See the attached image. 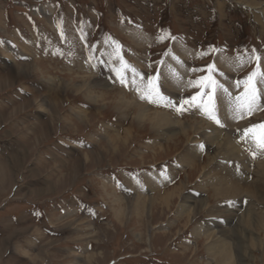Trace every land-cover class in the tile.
I'll list each match as a JSON object with an SVG mask.
<instances>
[{
    "label": "rangeland",
    "instance_id": "1",
    "mask_svg": "<svg viewBox=\"0 0 264 264\" xmlns=\"http://www.w3.org/2000/svg\"><path fill=\"white\" fill-rule=\"evenodd\" d=\"M116 46L141 74L163 72L177 103L195 93L187 81L200 73L186 69L213 62L238 95L252 49L264 66V0H0V264H264V196L226 213L231 200L202 180L213 155L197 122H210L113 84ZM101 56L102 71L89 66ZM136 102L189 124L155 130ZM261 104L221 130L242 140L264 123ZM229 214L244 232L231 235Z\"/></svg>",
    "mask_w": 264,
    "mask_h": 264
},
{
    "label": "snow or ice",
    "instance_id": "2",
    "mask_svg": "<svg viewBox=\"0 0 264 264\" xmlns=\"http://www.w3.org/2000/svg\"><path fill=\"white\" fill-rule=\"evenodd\" d=\"M84 39L86 40L87 37H84ZM88 47L91 52V45L89 44ZM120 53V47L116 46L114 55H116L117 60L121 64V68L113 74V84H118L120 87L135 93L140 101L150 107L174 110L180 115L196 109L219 127L224 126L219 116V105L225 99L228 101L233 118L237 121L251 115L262 107L261 100L264 99V89H261L259 85L264 83V66L261 63V55L256 49H252L249 56V61L254 65L253 70L242 80L234 82L237 89H240L242 85L240 94L233 95L229 88L220 81L218 78L220 76L219 70L215 62H213L203 67L191 66L190 69H186V71L190 70L193 74H200L194 75V78L187 81V86L194 89L195 93L187 98L180 97L179 103L162 90L161 77L164 75L163 72L141 74L137 69L129 65ZM172 58L175 59V57ZM93 59H95L94 56ZM107 62L101 56L100 60H97L94 64L90 63L89 66L92 68L99 67L102 71L104 64ZM237 62L240 67H243V62L239 58H237ZM161 63L163 64V62ZM242 139H250L255 149L264 154V123L245 128L242 133ZM199 147L203 149L204 145ZM252 156L255 158L256 151L252 152ZM161 175H164V173L161 172ZM165 180L169 183L171 182L166 176ZM194 195H198V193Z\"/></svg>",
    "mask_w": 264,
    "mask_h": 264
},
{
    "label": "bare ground",
    "instance_id": "3",
    "mask_svg": "<svg viewBox=\"0 0 264 264\" xmlns=\"http://www.w3.org/2000/svg\"><path fill=\"white\" fill-rule=\"evenodd\" d=\"M177 75H179V74H177ZM222 83H223V81H222ZM135 105H138V109H139L138 119H140L139 121H143L145 119H150V121L153 123V125L155 127V130H157V129L160 130L161 128L169 127L170 131L172 133H174V132L178 133V132L182 131V130H180L181 126H183L182 128H187L186 126L189 124L188 123L187 125H185V123L182 124L180 121L176 122V123L172 122L174 119L172 118V115H169L166 110L162 111V113L154 112L153 114L149 115L148 113H150V112H148V107L146 105L142 104V102L141 103L136 102ZM255 112L256 111H254V113ZM195 113L204 121L210 122V123H206L203 121L197 122V126L201 127V130H203L201 132V134H199L200 137L203 138L202 144L204 145V143H205V145H207L209 147V149L213 155V158L211 157L212 161L209 163L207 162L203 167L204 174L202 177H205V179L202 178L203 182H205V180H206L207 182L209 181L210 183H213L216 186L214 196L218 197V199L222 198L224 200L225 199L231 200V203H229V205L232 204L233 206L232 207L228 206L226 213L239 212V211L243 210L244 208L247 209L246 202L250 201L251 197L254 196V197H260L261 198L264 196V154L258 152L255 149V147L252 144V141L250 139H248V140L242 139V140L237 141V138L236 139L234 138L236 133L233 132V130H232V132H230V131L228 132L226 130L223 131V130H221V128L219 126H217L215 123H213L212 121L207 119L200 111L196 110ZM259 115H260V113H259ZM219 116L222 120V123L223 124L225 123V127L231 125L232 123H234V125L237 127H241V126L243 127V124L246 122V117H247V116H245L243 119H240L239 121L234 119L233 114L230 111L227 99H225L223 101V103H221L219 105ZM247 120H248V118H247ZM204 124H205V126L203 127ZM195 127H196V125H195ZM201 130L199 129V131H201ZM189 146H188L189 149L185 150L183 155L181 156L183 163H189L190 161L191 162L194 161V158L196 156V153H197L196 149L193 147L192 144ZM254 151H256L255 158L257 157L259 159H255L254 161L256 162V160H257V162L255 163L254 166H252L250 164L251 161H249V159H246L247 157L244 156L243 152L250 153L251 157L253 158L252 152H254ZM213 166H216V172H215V174L211 175V173H213V172H210V171H211V168ZM252 176L255 177V181L250 182L249 177H252ZM147 180H148V183H152V185L154 187L159 186L158 180L161 181V179L158 176L149 177ZM261 189L263 190V192H261ZM164 194H162V195H164ZM262 199H264V198H262ZM170 201H171V199H170ZM256 210H258V209H256ZM188 212H190V211H188ZM232 214L228 215V217L231 215V217L228 218V220H229L228 223H229V226L232 227V229L230 230L231 235L233 234V236H235V235L239 234V232H244V230L242 227L243 225H241V223H239L240 225L238 223L234 224V221H235L234 217H236V215L233 216L234 214L233 215ZM242 217H244V216H242ZM246 219L248 220L247 217H246ZM260 220H261V217H260ZM222 224L223 223H220V222L216 223V226L219 229V233H220V231H221V233L223 232L224 226ZM249 224L251 226H253L255 223L252 221V223H248V225ZM221 228H223V229H221ZM225 232L227 233L228 230ZM219 233L217 235H219ZM226 235L227 234H223L222 236L224 237ZM228 253H230V252L228 251ZM222 256H223V254H222ZM234 258H236V257H234ZM226 261L228 262V259H226Z\"/></svg>",
    "mask_w": 264,
    "mask_h": 264
}]
</instances>
